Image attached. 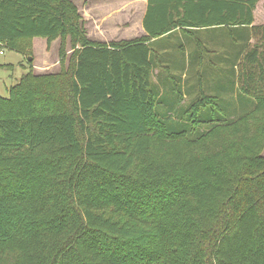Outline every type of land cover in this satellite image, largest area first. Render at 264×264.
Instances as JSON below:
<instances>
[{
  "label": "trees",
  "instance_id": "obj_1",
  "mask_svg": "<svg viewBox=\"0 0 264 264\" xmlns=\"http://www.w3.org/2000/svg\"><path fill=\"white\" fill-rule=\"evenodd\" d=\"M259 1L148 0L144 37L96 42L73 0H0V51L62 40L58 74L30 72L0 96V264H264ZM238 28L252 112L216 120L203 93L182 110L191 124L161 114L174 81L154 72L178 61L165 39Z\"/></svg>",
  "mask_w": 264,
  "mask_h": 264
},
{
  "label": "rangeland",
  "instance_id": "obj_2",
  "mask_svg": "<svg viewBox=\"0 0 264 264\" xmlns=\"http://www.w3.org/2000/svg\"><path fill=\"white\" fill-rule=\"evenodd\" d=\"M74 2L86 20L88 35L100 33L107 34L108 38L126 37L128 40H133L142 38L146 34L141 15L146 9L148 0H106L105 3L99 0H74ZM103 15L105 17H102ZM97 16L100 18L96 19ZM255 16L257 24L264 22V0L259 1ZM242 31L246 32L243 28L232 32L226 29H204L195 31V34L178 32L165 39L170 41L169 46L173 44L169 47L167 60L178 61L174 63V69H156L154 72L156 84H159L163 77L169 80L171 77L174 81L170 86L164 84L166 93L163 92L164 88L161 89V94L165 93L164 96L167 97L158 106L161 114H167L172 108L174 112L168 116L173 117L172 120L176 124L179 122L191 124L188 114L182 110L189 109L203 96V93L214 97L220 108L212 114V118L216 120L234 121L252 112L255 98L244 95L238 85L237 57L246 47L245 39L241 36ZM162 43H155L152 47L156 49V46ZM61 45L62 40L58 39L48 49L44 38H35L31 43L32 50L26 53L21 49L2 48L0 96L8 98L10 89L30 72L41 77L58 74L61 71ZM179 45L185 46L184 50H181ZM175 49L179 55L177 58L173 57ZM66 50V66H68L73 53L69 39L66 41ZM177 85L182 90L181 100L177 98L179 96L175 90ZM205 114L206 110L200 117ZM211 126V124L202 126V131L207 132Z\"/></svg>",
  "mask_w": 264,
  "mask_h": 264
},
{
  "label": "crops",
  "instance_id": "obj_3",
  "mask_svg": "<svg viewBox=\"0 0 264 264\" xmlns=\"http://www.w3.org/2000/svg\"><path fill=\"white\" fill-rule=\"evenodd\" d=\"M74 1V0H73ZM99 1H102V2H104L105 3V1L106 0H99ZM76 3V2H75ZM90 5V4H89ZM88 5V8L90 7ZM147 5H148V2H147ZM146 10H147V6H146V9H145V11L142 13V15H141V22L143 23V19H144V16H145V13H146ZM255 14V13H254ZM102 17H105L104 15L102 16ZM100 17H96V19H99ZM101 20H103V19H101ZM257 21H256V16H255V22H254V25H261V24H263V23H261V24H257L256 23ZM144 29V28H143ZM212 29H214V28H212ZM145 31V30H144ZM89 38L91 39V40H93V41H96V42H110V41H121V40H128L126 37L125 38H108L107 37V34H100V33H94V34H90L89 33ZM46 40V39H45ZM47 42V41H46Z\"/></svg>",
  "mask_w": 264,
  "mask_h": 264
},
{
  "label": "built area",
  "instance_id": "obj_4",
  "mask_svg": "<svg viewBox=\"0 0 264 264\" xmlns=\"http://www.w3.org/2000/svg\"><path fill=\"white\" fill-rule=\"evenodd\" d=\"M1 53H3V51H1Z\"/></svg>",
  "mask_w": 264,
  "mask_h": 264
},
{
  "label": "water",
  "instance_id": "obj_5",
  "mask_svg": "<svg viewBox=\"0 0 264 264\" xmlns=\"http://www.w3.org/2000/svg\"><path fill=\"white\" fill-rule=\"evenodd\" d=\"M30 60H31V58H30Z\"/></svg>",
  "mask_w": 264,
  "mask_h": 264
}]
</instances>
